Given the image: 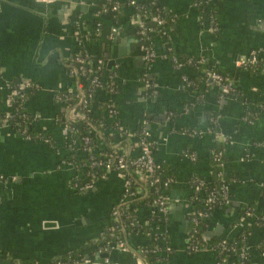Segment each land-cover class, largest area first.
Instances as JSON below:
<instances>
[{
  "label": "crops",
  "instance_id": "0c3cea01",
  "mask_svg": "<svg viewBox=\"0 0 264 264\" xmlns=\"http://www.w3.org/2000/svg\"><path fill=\"white\" fill-rule=\"evenodd\" d=\"M95 1L0 0V111L9 105L12 80L35 84V91L25 101L34 118L30 127L46 129L55 141L50 146L26 139L8 125L0 128V252L14 260L53 264V259L96 239L125 190V177L120 171L107 172L91 191L74 190L72 177L81 171L64 162L67 128L55 122L64 110L55 95L72 85L63 61L78 46L69 17L75 10L89 18ZM159 1L175 15L170 25L174 54L214 61L249 101L220 96L217 85L208 78L197 84L184 81L183 75L190 77L195 70L183 67L181 75L167 60L157 39L155 57L145 63L143 44L135 35L136 19L130 15L133 7L125 8L118 39L114 38L107 60L117 65V91L112 99L118 110L105 118L110 121L116 117L133 129L148 113L146 128L153 157L175 178L163 188L168 201L167 223L152 228L167 235L172 250H161L163 257L151 264H220L221 257L225 264H241L236 255L225 253L223 257L221 249L213 245L216 239L245 246L247 264H264V249L257 244L264 239V229L254 225L252 217H246L242 225L238 220L243 207L251 205L255 214L264 211V112L250 122L243 119L245 109H257L256 101L264 102V64L251 70L236 64L251 51L264 60V0H216L217 32L208 31L207 15L199 22L195 0ZM145 77L151 91L146 89ZM103 98L102 90H95L94 99ZM212 111L217 113L216 132L205 121ZM186 128L201 132L189 134L183 131ZM214 140L224 142L223 170L230 178L231 204L213 209L206 221L202 247L189 252V177H208V155ZM133 142L127 145V151L136 155L138 147ZM185 151L193 153L194 159ZM147 211V206L140 205L135 213L144 219ZM145 239L138 232L127 237L124 250L111 243L106 254L97 253L93 260L85 256L78 264H150L139 253Z\"/></svg>",
  "mask_w": 264,
  "mask_h": 264
},
{
  "label": "trees",
  "instance_id": "16d2710c",
  "mask_svg": "<svg viewBox=\"0 0 264 264\" xmlns=\"http://www.w3.org/2000/svg\"><path fill=\"white\" fill-rule=\"evenodd\" d=\"M215 2L216 0H196L197 4L195 6L199 14V22H202L203 17L207 15L211 26H213V32H217L218 29L215 18ZM128 6L133 7V14H130L132 15L131 18L138 13L139 18L142 21L151 18L161 20V24L158 25V27H156L157 25H154V28L156 27L155 29H157L155 30L156 32L154 34L148 32V37L151 40H153V38L157 39L158 43L164 49L167 60L174 69L182 73L181 75L184 74L182 71L183 67H190L195 70V73H193L192 76H185L188 83L197 84L200 79H207L208 77L206 75L211 71L222 76H227V72L222 70V68H220L214 61L212 62L205 58H196L194 56L177 57L174 54L170 39V25L174 21L175 15L165 10L159 0H134V3H131V0H96L90 11L91 15L89 18L82 17L81 13L75 10L70 15L69 25L73 34L77 38L78 46L76 49L72 50L63 61L69 74L71 68L77 70L76 75H71V81L72 83L75 82L80 76V79L84 82L83 88L86 90V93L93 88L89 85V77L91 76V73H93V68H86L84 66L82 70L79 69L78 66L80 64L75 61V57L87 56V59H92L94 65L97 64V60H101V63L98 64L100 69L96 72V76L99 79H106V75L116 77L117 66H113L104 74V63L110 59L112 55L111 48L114 44V38L118 39V29L121 25V18L125 15V8ZM103 17H106L108 20L104 21ZM139 30L138 23H135V35L139 41L142 42L143 39L139 34ZM200 60H202V62H199ZM177 64H182L183 67L177 68ZM261 66V62H258L256 65L248 64L241 68L251 70L258 67L261 68ZM81 74H83V76ZM145 81L147 91H151L149 81L146 77ZM104 82V86L98 88L102 90L104 98L94 99L95 92L93 91L92 96L88 98L86 107H83L81 104V95H78V91L69 94L66 90H63L57 92L55 95V100L64 104V110L55 118L56 124H64L67 128V138L64 141L63 147L67 149L68 152L66 156L63 157L64 162L70 164L75 170L81 171L79 176L72 177L71 185L76 184L77 186H81L92 184L91 188L81 190V192L93 190L97 179L104 177L107 174L106 170H104V165L108 159L110 160L111 168L114 169L117 166L119 157H123L124 160L129 162L132 159V156H135L127 151V145L130 143L132 145V143H134L133 141H135L136 144L139 143L143 136L142 130L147 127L146 124L150 121V116L146 112L144 113L145 121L138 124V126L133 129H129L119 123L116 117L110 121L106 120L105 117L107 113L115 115L118 110L116 101L112 99V94L117 91V84H113L114 91L109 93V81L104 80ZM18 84V80H12L11 88L16 90ZM233 88L234 90L231 91L230 94L222 93L219 87L217 90L220 96L233 95L239 100L249 101V99L244 97L242 91L238 89L235 84L233 85ZM35 89V84L29 83L28 86L21 91V96L18 94H16L14 98L13 96H9V105L6 110L3 109L0 111V117L6 118L7 125L22 137L33 141H43L46 144L53 146L55 141L46 129L32 130L30 127L34 118L31 112L25 107V101ZM197 98L198 97L192 99L190 102H195ZM11 99L12 101H10ZM256 103L258 104L257 109L247 108L244 110V120L250 122L256 118L259 113L264 112V102L256 101ZM93 105L97 108L96 112L93 111ZM7 112L9 115L5 116ZM205 121L209 124V128H211L213 132L217 131V113H214L213 111L209 112L205 117ZM192 129L193 128H186L183 129V131L190 132ZM148 142L152 148L151 140L149 139ZM90 148H92V150ZM119 148L123 151H120ZM217 151L221 152L219 159H215L214 157V153ZM189 153L191 152L189 151ZM225 158L224 142L214 140L208 155L210 165V174L208 177L198 174L189 177L192 190V193H190L188 197L190 211L187 215L189 222L187 246L189 252L192 250L191 246L193 242L198 240L199 242H203L202 237L206 229V221L211 215L213 209L221 205L231 204V200L229 204L224 203L225 200L222 198L220 191L221 186L224 183L228 184L230 179L225 177L223 165H221ZM93 160L96 164L91 166L89 162ZM156 163L160 165V168L158 172L156 171L152 176L158 174L161 183L168 180L173 182L175 178L168 167L161 161H156ZM87 164L88 166L81 169V166ZM132 169V166H129L127 170L122 171L125 180H128V192L134 191L136 188H140L141 192L126 201H122V194L119 201L113 205L110 210L109 222L104 226L96 239L88 241L85 245L67 255L53 259L51 263L78 264L85 256L90 260H93L97 253L106 254L109 252L111 249L110 244L117 240L116 237H118L119 240L126 241L127 237L137 234L138 232H142L146 237L145 242L139 249L141 258L146 263L151 264L163 257L159 252L163 250L165 245L171 246L169 239L166 234H161L159 231L152 230L149 225L152 224L154 228L158 225H166L167 219L164 220L160 214L157 213L159 205L155 204V200L159 195H162L168 206L167 198L163 193V188H158L155 184H150L152 176L147 177V182H144V180H140L137 175L132 172ZM220 172L222 173L221 175H219ZM141 174L147 175L145 171H142ZM196 178L202 179L204 182L202 194L196 193L194 190ZM2 180L3 178L1 181ZM211 190L216 194V201L210 207L205 203L204 197ZM261 191L264 196V181L261 185ZM228 195L230 197L229 193ZM140 205L148 207L144 219H139L135 213ZM251 207V205H249V207H243L240 210L239 215H243L246 210H253ZM150 208L153 209L154 212L151 213ZM115 209L120 211L117 220L113 219L112 214V211ZM192 211H207L209 214L208 217L202 218V222L196 225L193 221L195 214L192 213ZM262 215H264V211L257 212L252 218V223L264 229ZM238 240L242 241L241 235H238ZM223 241L227 245L233 244L232 241L216 239L214 240L213 245L216 248H221ZM257 244L260 249H264V239H260ZM222 252L224 257L226 252ZM35 262L36 261L34 260H14L0 252V264H35ZM247 262L248 261H245L244 263L247 264ZM220 264H225L222 257L220 258Z\"/></svg>",
  "mask_w": 264,
  "mask_h": 264
},
{
  "label": "built area",
  "instance_id": "2783aa9c",
  "mask_svg": "<svg viewBox=\"0 0 264 264\" xmlns=\"http://www.w3.org/2000/svg\"><path fill=\"white\" fill-rule=\"evenodd\" d=\"M199 1H203V0H199ZM205 1V0H204ZM206 1H210V0H206ZM131 3H134V0H131ZM196 0L194 1V6H196ZM134 18L136 19V23H138L139 25V34L142 36V39L143 41L141 42L143 44V50H144V54H143V60L145 62H150L154 57H155V44H156V39L153 38V40H151L149 37H148V32L154 34L157 30L155 29L156 27H158V25L161 24V20L160 19H156V18H151V19H146V20H141L139 18V14L136 13L134 15ZM154 25H157L155 28H154ZM207 29L208 31L210 30H213V26H211V23H209L207 26ZM152 41V42H151ZM75 61L77 63H79L80 65L78 66L79 69H83L84 66L86 68H93V73H91V76L89 77V85L90 87H93L91 91H88L86 93V90L83 88L84 87V82L80 79V76L78 77V79H76L75 82L72 83V85L70 87H68L66 89V91L71 94L75 91H78V95H81L80 97V102L81 104L83 105V107H86L87 106V103H88V98H90L92 96V93L93 91L95 92L96 89L104 86L105 82L104 80H108L109 82V85H108V92L109 93H112L114 91L113 89V84H115V77L113 76H109V75H106V79H99L97 76H96V72L99 68V63H101V60H97V64H93L92 62V59H87V56L86 57H81V56H77L75 57ZM199 62H202V60H200ZM258 62H261L264 64V60L260 59L257 55V52L256 51H251L248 55V57H245V58H242L240 60H238L236 62V64L239 66V67H245L247 66L248 64H251V65H256ZM105 65V72L104 74L106 73L107 70H110L113 66L116 67V63L115 62H112V61H106L104 63ZM217 65V64H216ZM177 68H182V64H177L176 66ZM77 70L75 68H71L70 69V75H76L77 73ZM83 76V74H81ZM208 79H210L211 81H213L221 90L222 93H225V94H230L231 91L234 90L233 88V85H234V82L232 80L231 77H229L228 75L227 76H222L216 72H208L207 75ZM183 80L186 81L187 78L185 76H183ZM28 86V84H25V83H21L19 82L18 84V87L16 90H13L11 88V83L9 85V88L11 89V92H10V96H14L16 94L18 95H22L21 91L24 90L26 87ZM77 89V90H76ZM12 101V99L10 100ZM9 113L7 112L5 116H8ZM244 119V118H243ZM7 125V119L4 118V117H0V128ZM211 130V128H209ZM201 131L200 130H197V129H192L189 134H198L200 133ZM142 133H143V136L141 138V140L139 141V143L137 144V147H138V153L135 155V156H132V159L127 162V160H124L123 157H119L118 159V163H117V166L112 169L111 168V164H110V160L108 159L106 164L104 165V170H106V172H109V171H120L122 172L123 170H127V168L129 166H132V172L137 175V177L140 179V180H144V182H147V177H151L153 173H155L156 171L158 172L159 168H160V165H158L156 163V160L154 159L153 157V154H152V148L148 142L149 138H148V129L145 127L143 130H142ZM92 150V148H90ZM119 150L121 151L122 149L119 148ZM123 151V150H122ZM184 154L187 156V157H190L191 159H194V154L192 153H189L187 151L184 152ZM221 156V152L220 151H217L214 153V157L215 159H219V157ZM91 166L95 165L96 162L93 160L91 162H89ZM223 165V163L221 164ZM87 165H83L81 166V169L82 168H85ZM80 171V170H79ZM142 171H145V173L148 175H142L141 172ZM222 173L220 172L219 175H221ZM80 175V173H79ZM3 178V175H0V182H1V179ZM102 178V177H101ZM222 178H223V175H222ZM170 180L168 181H164V183H161L160 182V178L158 176V174L152 176L151 180H150V184H155L156 187L158 188H164L165 186L169 185L170 184ZM189 185L191 186V183L189 182ZM203 185H204V182L202 179H199V178H196L195 179V186H194V190L196 193H200L202 194V189H203ZM73 187L74 190H78L81 192V190H87L89 188L92 187V184H85V185H81V186H77L76 184L74 185H71ZM128 189H129V184H128V180H125V190L123 192V197H122V201H126L128 200L129 198H132V197H135L137 194H139L141 192V189L140 188H136L134 191H131V192H128ZM76 190V191H77ZM220 191H221V195H222V198L225 200V204H229L230 202V197L228 195V184L227 183H224L221 188H220ZM204 201L205 203L208 205V206H212L213 203L216 201V194L213 190L209 191L208 194H206V196L204 197ZM155 204H158L159 207L157 209V213L160 214V216L166 220L167 219V216H168V206L166 205V201H165V198L162 196V195H159L157 197V199L155 200ZM150 212H154L153 209L150 208ZM120 211L119 210H113L112 211V214H113V219L114 220H117L118 218V215H119ZM192 213L195 214V217H193V221L194 223L197 225L199 224L200 222H202V218H205V217H208V212L207 211H192ZM255 216V213L253 210H246L244 212L243 215H240L239 216V225H242L243 222L245 221V218L246 217H254ZM262 220H264V215H262ZM131 222V221H130ZM149 227L154 228V226L151 224L149 225ZM163 234V233H161ZM117 240L111 242V243H114L115 246L118 248V249H125V246H126V242L125 241H122V240H119L118 237H116ZM189 239H190V236H189ZM187 241H188V237H187ZM193 241V240H192ZM111 245V244H110ZM202 247V242H199L196 241V242H193L192 243V246H191V252L193 251H196L198 250L199 248ZM221 251H225L228 256L231 255H236L238 256V259H239V263L241 264H245L244 262L246 261V259L248 258V255H247V248L244 246H241L240 244H230V245H227L224 241H223V244L221 246ZM164 251L166 252H170L171 251V248L170 246L168 245H165V247L163 248ZM227 258V257H226Z\"/></svg>",
  "mask_w": 264,
  "mask_h": 264
},
{
  "label": "water",
  "instance_id": "95a60500",
  "mask_svg": "<svg viewBox=\"0 0 264 264\" xmlns=\"http://www.w3.org/2000/svg\"><path fill=\"white\" fill-rule=\"evenodd\" d=\"M208 81H211L210 79H208ZM104 256V255H103Z\"/></svg>",
  "mask_w": 264,
  "mask_h": 264
}]
</instances>
